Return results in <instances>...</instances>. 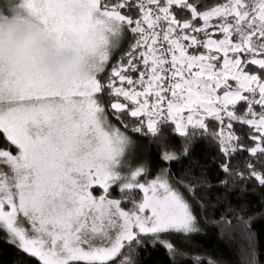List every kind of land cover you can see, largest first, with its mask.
I'll return each mask as SVG.
<instances>
[{"label":"snow or ice","instance_id":"snow-or-ice-1","mask_svg":"<svg viewBox=\"0 0 264 264\" xmlns=\"http://www.w3.org/2000/svg\"><path fill=\"white\" fill-rule=\"evenodd\" d=\"M19 7L57 49L76 46L83 67L61 87L12 56L0 60V241L14 249L12 264H146L154 251L166 264H205L192 254L205 251L194 236L209 227L240 242L238 264H264L253 231L264 220V0ZM141 133L173 149L163 162L205 142L215 174L162 168L139 182L144 166L118 171L122 146ZM137 189L142 199L125 210ZM237 190L243 202L233 204Z\"/></svg>","mask_w":264,"mask_h":264},{"label":"trees","instance_id":"trees-1","mask_svg":"<svg viewBox=\"0 0 264 264\" xmlns=\"http://www.w3.org/2000/svg\"><path fill=\"white\" fill-rule=\"evenodd\" d=\"M128 41L124 42L123 47L126 48ZM119 56V53L116 54ZM111 65H109V68ZM113 122L115 120L113 118ZM123 129V125H117ZM172 125L170 123H162L160 128L168 134V144L175 145L176 148H179L180 137L172 132ZM128 134L131 135V125L128 128ZM143 135L146 133H141L137 138L129 137L130 147L128 153L125 154V157L129 161L131 167L144 166L146 172L140 175V180H148L149 178L154 177L162 168L170 169L172 174L179 175L186 168H191L192 172L196 175H199L203 170L208 171L210 175L215 174V163L212 160L211 150L208 149L205 142H198L191 150L190 154L186 158H181L174 162H163L161 161V155L165 150H173L171 147L165 149L159 144L151 143L149 144L148 140L143 138ZM133 145H136L135 147ZM93 190L98 191L97 187H94ZM112 194L119 198V190L116 187L112 188ZM239 195V191L230 193V199L233 204L242 203V200L236 199ZM141 198V192L133 190L131 198L129 200H122L123 208L126 209L129 206H132V200H139ZM209 198L211 201H215L216 191L213 190L209 193ZM247 199L252 200L253 197L248 196ZM219 210L215 218H218ZM253 231L257 233V245L259 252L264 253V220H259L253 225ZM194 243L199 244L205 250L200 253H193L192 255H200L204 258L205 264L209 260L214 259H223L226 264H238L240 259V242L230 240L227 236H223L219 228L209 227L205 233L194 236ZM14 249L10 245L4 244L0 241V264H12L14 259ZM258 258L264 261V255H258ZM146 264H166V258L163 251H154V254L150 257H145Z\"/></svg>","mask_w":264,"mask_h":264},{"label":"clouds","instance_id":"clouds-1","mask_svg":"<svg viewBox=\"0 0 264 264\" xmlns=\"http://www.w3.org/2000/svg\"><path fill=\"white\" fill-rule=\"evenodd\" d=\"M19 2L12 0L7 6L9 0H2L0 4V60L12 56L55 85H66L83 67L77 47L57 49L46 28L30 20Z\"/></svg>","mask_w":264,"mask_h":264},{"label":"rangeland","instance_id":"rangeland-1","mask_svg":"<svg viewBox=\"0 0 264 264\" xmlns=\"http://www.w3.org/2000/svg\"><path fill=\"white\" fill-rule=\"evenodd\" d=\"M0 4H2V0H0ZM125 41H127V40H125ZM116 54H118V53H116ZM115 54V55H116ZM130 139H129V142L128 143H126V144H124L123 146H122V149H121V153H120V155L118 156V157H116V160H117V163H116V165H115V168L118 170V171H120V172H122V173H128V172H131L132 170H134L136 167H131L130 166V164H129V161L127 160V158L125 157V154L126 153H128V151H129V147H130ZM138 167H140V166H138ZM143 174V173H142ZM141 174V175H142ZM160 173H158L157 175H159ZM157 175H155L154 177H152V178H149L148 180H150V179H154ZM137 180L139 181V182H147L148 180L146 179L145 181L144 180H140V177H138L137 178ZM94 187H97V189H98V191L96 192L95 190H93V188ZM113 187H116V189L117 190H119V187H118V185H112L111 186V188H110V193H111V196H110V198H116L113 194H112V188ZM90 191H92V193H93V195L94 196H99L100 195V193L102 192V189H100L99 188V186H97V185H93L92 186V188L90 189ZM142 193H141V198L140 199H142ZM139 199V200H140ZM139 200H137V201H139ZM122 207H123V205H122ZM132 206H129V207H127L125 210H128V209H130Z\"/></svg>","mask_w":264,"mask_h":264}]
</instances>
